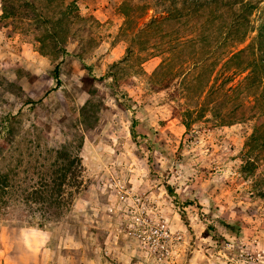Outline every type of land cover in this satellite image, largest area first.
Instances as JSON below:
<instances>
[{
    "label": "rangeland",
    "instance_id": "obj_1",
    "mask_svg": "<svg viewBox=\"0 0 264 264\" xmlns=\"http://www.w3.org/2000/svg\"><path fill=\"white\" fill-rule=\"evenodd\" d=\"M168 4L8 0L4 16L0 0V264H116L108 254L109 225L121 220L127 231L137 214L132 202L135 208L156 207L149 197L161 188L179 206V185L169 180L194 156L202 160L192 165L201 184L229 177L219 193L227 200L218 207L230 206L237 215L243 210L245 216L233 228L217 218L237 238L230 252L223 249L230 241L216 225L191 240L177 231L184 245L179 264H212L219 257L227 264L233 253L246 264H260L241 239L256 237L252 225L264 209L262 89L251 78L218 104L223 98L209 87L219 67L203 88L206 80L195 64L202 46L197 38L178 46L174 64L164 63L186 26L176 20L153 23L168 16ZM247 14L253 32L237 49L250 45V55L264 59V0ZM183 56L190 58L180 68ZM187 110L194 112L185 116ZM237 115L242 118L226 123ZM193 182L189 178V195L200 187L192 188ZM182 207L204 216L194 199ZM220 210L212 204L209 219ZM179 218L184 235L192 233L188 214L181 211ZM208 240H216L217 248Z\"/></svg>",
    "mask_w": 264,
    "mask_h": 264
},
{
    "label": "clouds",
    "instance_id": "obj_2",
    "mask_svg": "<svg viewBox=\"0 0 264 264\" xmlns=\"http://www.w3.org/2000/svg\"><path fill=\"white\" fill-rule=\"evenodd\" d=\"M159 118L166 119L167 117L162 114ZM156 127H159V125L156 124ZM185 154L187 155V153ZM197 163H202V160H197L194 156L186 168L183 165L181 166L183 169L181 175H173L169 180V183L179 185L176 188V196L180 198L179 206L175 203L176 197L169 196L167 191L161 188L160 195L149 197V200L154 202L156 207L141 206L140 208H135V202H132L131 206L135 209V213H147L148 219L132 215L129 218L132 222L128 224L127 231L120 227L121 220H117L115 225H109L111 231L108 238V254L112 256L116 264H179L177 254L180 253L182 258L184 245L179 243L181 236H176L175 233L180 231L185 239L191 240L193 235L195 236L209 224L216 225L218 229H223L217 232L230 241L223 246L225 251L230 252L237 246V238L228 233L217 222V218L224 217L227 223H235L237 220L243 221L242 217L245 216L243 210H240V214L237 215L230 206L226 205L225 208L218 207L221 201L227 200V197L219 196V193L224 191L226 186L223 182L229 177H213L211 180L201 184V178L197 177L196 169L192 167V165ZM189 178L194 181L191 184L192 188H197V184H200V187L192 195H189L188 191ZM189 198L196 200V204L203 205V208L199 209L200 212L204 213L203 218L201 215L197 216L193 209L182 207L185 200ZM212 204L221 210L212 213V218L209 219L208 213ZM225 210L228 212L227 216H225ZM181 211L188 214V227L192 228V233L184 235L186 230L181 227L183 222L179 218ZM253 218L254 220L256 219L255 214ZM173 225H176V227H173ZM252 227L256 229V237L253 239L243 234L241 243L247 244L249 248L256 251L260 264H264V243H262L264 242V209L259 211L258 224H254ZM217 232L212 233L213 237L217 235ZM174 239L176 243H173ZM161 240H166V242L161 243ZM121 241H123L122 245ZM198 243L199 241H197ZM206 243L210 244L213 250L217 248L216 240H208ZM161 248L171 249L167 257L160 258L155 255L157 250ZM212 264H225L224 258H213ZM227 264H246V262L238 259L233 253Z\"/></svg>",
    "mask_w": 264,
    "mask_h": 264
},
{
    "label": "trees",
    "instance_id": "obj_3",
    "mask_svg": "<svg viewBox=\"0 0 264 264\" xmlns=\"http://www.w3.org/2000/svg\"><path fill=\"white\" fill-rule=\"evenodd\" d=\"M7 1L2 0V10L5 14L8 13ZM166 5L171 4V9H168L167 15L161 19H154L153 23L163 21L176 20L179 24H185V29L177 32L175 43L170 48L172 56L165 58L164 63L174 64L176 61L175 52L178 46H183L187 42L195 38L202 44L199 55H197L196 65L201 66L205 85L203 88L210 85V79L213 76L215 70L219 67L216 80L222 78V82L217 84V81L211 84L209 92H215L218 90L219 95L223 98L218 101V104H224L231 95L228 94L229 90L241 92V84L246 83L251 78L255 80L256 89L261 88L262 92L259 94V100L264 101V59L263 57L251 56V46L248 45L244 48L237 49V45L243 43L246 37L253 32L250 26L248 14L253 11L260 1L263 0H161ZM241 3L240 10H236L237 4ZM169 5V4H168ZM167 5V7H168ZM244 14L241 15V12ZM187 37V41L183 39ZM175 56V58H173ZM195 55L191 56L194 57ZM189 56L182 57L178 62L180 68L189 61ZM174 59V60H173ZM193 59V58H192ZM163 63V64H164ZM176 63V62H175ZM177 66V63L175 64ZM165 66L161 65V68ZM160 68V69H161ZM56 75H58V68H56ZM246 74L243 76V74ZM184 74V70L180 72ZM107 76L115 77L114 73L108 72ZM243 76L238 82L236 87L229 86L226 88V84L234 81L237 77ZM185 77V76H183ZM184 78H182V81ZM208 92V93H209ZM125 95L126 105L131 108L132 103L127 100L128 93L123 91ZM213 103L210 100L207 104H203L202 108L207 107ZM238 105V104H237ZM201 108V109H202ZM194 110H187L185 116H190ZM202 117V114L200 115ZM242 115H237L232 120L226 122L232 124L234 121L241 119ZM135 125L137 121L133 120V133L135 131ZM187 125V123H186ZM135 136V134H134ZM80 163L78 162V165ZM238 223V222H237ZM236 223H227L226 226L231 228L235 227ZM238 234V233H237Z\"/></svg>",
    "mask_w": 264,
    "mask_h": 264
},
{
    "label": "built area",
    "instance_id": "obj_4",
    "mask_svg": "<svg viewBox=\"0 0 264 264\" xmlns=\"http://www.w3.org/2000/svg\"><path fill=\"white\" fill-rule=\"evenodd\" d=\"M136 215L140 216V217H143L144 219H148V216H147V213H144V212H141V213H137ZM167 231V229H165ZM177 234V233H176ZM175 234V235H176ZM176 236H180L179 234L176 235ZM181 240V239H180ZM166 240H161V243H165ZM173 243H176V240L174 239L173 240ZM171 249L169 248H161V249H158L157 252L155 253L156 256L160 257V258H164V257H167L168 255V252L170 251Z\"/></svg>",
    "mask_w": 264,
    "mask_h": 264
}]
</instances>
